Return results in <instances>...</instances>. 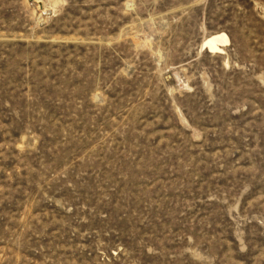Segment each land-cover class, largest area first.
Returning a JSON list of instances; mask_svg holds the SVG:
<instances>
[{
    "label": "rangeland",
    "instance_id": "rangeland-1",
    "mask_svg": "<svg viewBox=\"0 0 264 264\" xmlns=\"http://www.w3.org/2000/svg\"><path fill=\"white\" fill-rule=\"evenodd\" d=\"M0 264H264V0H0Z\"/></svg>",
    "mask_w": 264,
    "mask_h": 264
},
{
    "label": "bare ground",
    "instance_id": "bare-ground-1",
    "mask_svg": "<svg viewBox=\"0 0 264 264\" xmlns=\"http://www.w3.org/2000/svg\"><path fill=\"white\" fill-rule=\"evenodd\" d=\"M39 2V1H38ZM202 48H206L209 51H219L221 50L220 46L227 44L229 42V38L224 32H215L209 34L202 41Z\"/></svg>",
    "mask_w": 264,
    "mask_h": 264
}]
</instances>
